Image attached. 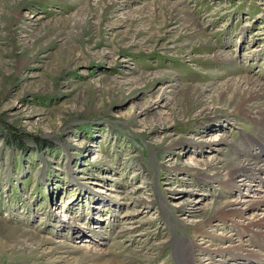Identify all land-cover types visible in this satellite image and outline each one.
<instances>
[{
	"label": "rangeland",
	"instance_id": "374dc122",
	"mask_svg": "<svg viewBox=\"0 0 264 264\" xmlns=\"http://www.w3.org/2000/svg\"><path fill=\"white\" fill-rule=\"evenodd\" d=\"M240 77L264 85V0H0V264H205L216 245L231 253L212 264H238L264 246L235 235L264 218V186L220 185L211 163L259 135L216 99Z\"/></svg>",
	"mask_w": 264,
	"mask_h": 264
},
{
	"label": "bare ground",
	"instance_id": "6f19581e",
	"mask_svg": "<svg viewBox=\"0 0 264 264\" xmlns=\"http://www.w3.org/2000/svg\"><path fill=\"white\" fill-rule=\"evenodd\" d=\"M173 10L175 12L174 16L176 18L178 14H180V12L178 11L177 6L173 7ZM191 26L195 28L193 23H191L190 26L186 25L185 27L187 28V30H190ZM213 59L216 61H221L223 59L225 61L229 60L226 57H222L220 53L216 54L215 57H213ZM229 83L231 85L227 89L219 88L216 90V93H217L216 99L220 102L227 100L228 103L239 101V106L236 108L237 113H240L242 115H249V116L252 115L254 117L253 118L254 122L257 123V125L261 128H260L259 135L256 138L246 137L244 139L243 144H242L244 148L243 150H240V153H239V157L241 158L232 157L230 160H227V161H224L221 158H216L212 160L211 163L213 164L212 166L215 168V170L221 169L223 171H226V174H217L216 176L217 181H219L220 185L221 183L228 184V185H231L232 188H234L236 185L232 182L231 178L238 174L240 175V178L244 177V179L246 180L247 179L249 180L257 179L259 185L264 186V178L257 177V175L259 174L264 175V168L263 167L257 168L254 162L252 161L254 160L255 162H257L258 159L264 160V85L254 81L253 79L249 77H240L238 79H233L229 81ZM197 89L198 90H195L194 88V89H191L189 92L186 91L185 96L188 101L192 98V101H193L192 103L201 104V102L203 101V97L205 96V91L209 90V88L197 87ZM192 103H190V105L188 106L190 110L192 107ZM255 150L257 152H254ZM224 175L226 177L225 179H224ZM244 179L241 180L242 182L244 181L242 185L247 186V184H245L246 180ZM214 206H216V204H211L210 208H215ZM258 206L261 207V211L264 213V200L262 201V203H258ZM226 212L228 211H225V214ZM226 216L233 218V219L235 218L243 219L245 217V213L239 210L238 211L232 210L231 212H228ZM238 224H242L243 226H241L237 230L236 232L237 234L235 233L236 236L241 237L244 233L249 231L251 227L252 231H254L255 233L262 234L260 238V242L264 245V218L262 219V221H259L258 219H256V221L252 220L248 222V224L246 225H244L243 222H240ZM229 239L231 241V238ZM29 242H26L25 244H28ZM42 243L44 242H41V244ZM31 246H32V243L26 245V247L28 248H30ZM230 246L233 248L231 243H230ZM256 247L258 248L253 249V248L241 247L239 250H242L243 254L239 255L240 257L238 256L236 258V259L241 260L238 262V264H248L247 261L249 260H251L252 264H264V246L259 247L258 245ZM188 251H189L188 254H190L191 256L193 249L191 248V250L189 249ZM202 251L205 253V256L207 257L206 259L207 262L205 264H212L211 262L214 261L212 256L217 258L216 260L217 262L218 261L222 262L218 258L224 255H229V253H231L229 250V246H227L226 248H221L218 245H216L214 249L207 248ZM88 259H89L88 261L93 264H113L110 260L107 259L104 252H95L92 256H89ZM210 260H213V261H210ZM187 262H188L187 264H194L192 258H190V260L188 258ZM200 264L202 263L200 262Z\"/></svg>",
	"mask_w": 264,
	"mask_h": 264
}]
</instances>
